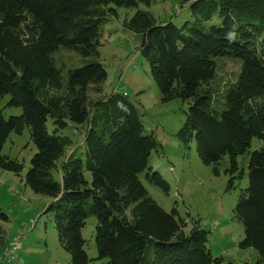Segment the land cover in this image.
<instances>
[{"label":"trees","instance_id":"1","mask_svg":"<svg viewBox=\"0 0 264 264\" xmlns=\"http://www.w3.org/2000/svg\"><path fill=\"white\" fill-rule=\"evenodd\" d=\"M177 1L188 4L192 17L181 27L138 8L152 0H0V100L8 95L7 105L22 109L8 118L0 110V169L17 175L23 170L2 148L11 133L29 128L36 151L25 185L51 199L45 212L52 214L71 264L90 261L81 234L89 216L97 221V259L107 258L108 264H222L224 259L212 256L206 230L196 223L185 233L175 208H161L138 178L146 171L150 183L169 190L148 167L157 142L146 133L138 106L116 90L90 97V91L102 92L107 77L95 59L102 27L122 7L135 9L124 25L141 35L139 52L161 100L188 103L178 136L184 142L194 138L200 160L216 176L228 156L223 167L228 188L243 178L237 157L249 151L254 137L262 141L249 152L247 185L233 213L243 226L238 246L254 248L264 262V0ZM215 16L219 23L207 26ZM59 47L85 59L65 79L54 60ZM221 56L240 62L222 92L215 83V58ZM48 117L52 133L46 129ZM70 125L84 129V151L63 159L71 141L57 132ZM7 220L0 207V253L6 245L1 222Z\"/></svg>","mask_w":264,"mask_h":264},{"label":"rangeland","instance_id":"2","mask_svg":"<svg viewBox=\"0 0 264 264\" xmlns=\"http://www.w3.org/2000/svg\"><path fill=\"white\" fill-rule=\"evenodd\" d=\"M138 8L150 11L158 22L172 21L181 27L186 21H192L188 4L181 5L177 0H152L149 6L139 3ZM134 11L133 8H116V15L110 16L103 25L99 55L95 59L102 63L107 77L102 92L96 94L90 91V97H105L116 90L126 92L127 97L138 106L146 133L153 135L157 142L156 149L148 157V167L160 173L168 183L169 190L165 192L150 183L146 171L140 172L138 178L161 208L167 212L175 208L176 217L184 221L185 233L198 223L207 231L206 243L212 256L224 258L222 264H264L258 261L259 254L254 248L238 246L243 238V226L233 213L239 194L247 185L249 152L261 148L262 141L254 137L249 151L237 157L238 167L244 170V174L232 189L227 187L229 175L223 172L228 156L224 157L221 172L217 176L212 173L211 166L202 163L194 138L184 142L177 134L186 120L188 103L178 98L167 102L161 100L149 65L139 52L141 35L124 25ZM218 23L219 19L215 16L206 25ZM54 60L64 79L69 69L80 67L85 61L78 53L63 47L54 53ZM236 60L230 56L215 58V83L220 92L238 74L240 62L238 64ZM8 100V95L0 100L3 117L19 115L22 109L8 106ZM45 125L47 131L52 133L54 124L51 117L47 118ZM83 130L82 126L70 125L57 132L68 136L71 141L63 159L71 153L76 155L84 151ZM35 151L36 146L27 127L21 134L11 133L2 148V154L22 162L24 168L19 175L0 169V207L8 215L7 222H1L6 245L0 258L9 248L11 235L24 231L21 250L7 264H71L69 254L59 244L53 216L45 212L51 199L33 192L25 185L24 174ZM84 177L90 182L89 171H84ZM31 225L34 227L31 228ZM96 225V218L89 216L81 231L84 249L90 259L88 264H108L107 258L97 259ZM148 253L153 255L151 245Z\"/></svg>","mask_w":264,"mask_h":264},{"label":"built area","instance_id":"3","mask_svg":"<svg viewBox=\"0 0 264 264\" xmlns=\"http://www.w3.org/2000/svg\"><path fill=\"white\" fill-rule=\"evenodd\" d=\"M24 233H16L12 236L9 243V248L6 253L0 258V264H7L13 260L16 254L21 250Z\"/></svg>","mask_w":264,"mask_h":264}]
</instances>
